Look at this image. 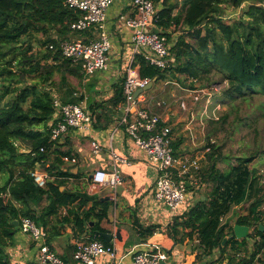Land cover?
<instances>
[{"label": "trees", "instance_id": "1", "mask_svg": "<svg viewBox=\"0 0 264 264\" xmlns=\"http://www.w3.org/2000/svg\"><path fill=\"white\" fill-rule=\"evenodd\" d=\"M152 1L160 4L156 20L159 27L168 29L174 25L184 31L171 48L174 60L167 67L149 64L140 55L135 57L141 78H155L154 83H157L183 74L193 80L216 70L227 82L225 92L230 99L246 91L264 94V0ZM244 1L251 3L243 10L241 18L231 24L223 21L222 5L236 8ZM78 16L77 11L65 6L64 0H0V264L7 263L5 248L11 243L21 217H29L38 226H45L44 217L58 214L78 199L77 194L60 191L59 184L52 181L47 182L45 188L38 187L30 175L36 166H45L49 153L55 157L45 170L52 176L63 175L61 171L56 172L58 164L62 155H70L68 151L54 148L49 140L54 113L51 88L57 85L56 72L61 80L67 75L82 76L80 66L64 58L60 50L70 32L77 33L71 31L70 25ZM37 32L45 37L41 41L45 49L39 56L29 43ZM27 77L33 80L27 82ZM122 84L123 79L116 85L110 100L113 105L124 103ZM93 111L94 125L98 127L101 115ZM171 146L174 150L176 144L171 141ZM205 148L208 149L205 153L208 165L199 175L208 185V191L203 198H197L184 214L186 218L177 223L191 228L189 236L197 238L203 255L217 250L218 261L224 260L225 252L230 249L233 255L228 260L232 263L253 239L249 256L239 259L240 264H252L256 256L264 253L263 212L260 210L264 206V191L255 171L249 167L254 156H238L235 163L220 169L216 166L221 157L218 148L211 142H207ZM45 195L47 204L41 208V215L36 216L30 204H38ZM246 201H249L247 213L238 215L234 222L248 225L252 231L248 238L236 239L228 219L233 209ZM100 206L98 211L93 205L84 212L71 210L72 218L66 220L72 224L78 238L97 239L109 245L110 242L99 235L103 230L100 222L106 216L109 202ZM14 220L17 226L12 223ZM91 220H94L93 225L88 226L91 233L84 235Z\"/></svg>", "mask_w": 264, "mask_h": 264}, {"label": "crops", "instance_id": "2", "mask_svg": "<svg viewBox=\"0 0 264 264\" xmlns=\"http://www.w3.org/2000/svg\"><path fill=\"white\" fill-rule=\"evenodd\" d=\"M132 11L131 0H113L107 9L105 25L109 33L111 49L106 69L91 75H86L81 70V77L67 75L63 80L60 76L58 78L54 76L57 83L51 88L54 98L62 103L76 101L92 112L95 110L100 113L101 118L97 120L98 127L94 123L93 127L87 131L68 129L59 140L53 142L54 148L68 151L76 158L74 163L61 160L56 172L61 171L63 175L52 176L45 170V167H49L54 160L53 153L47 155L45 166H36L39 171L45 170L51 176L48 182L59 184L60 191L78 195V199L72 205L65 207L58 214L44 217L45 226L39 227L46 232L45 240L50 249L62 259L72 260L74 241L79 236L73 230L72 224L66 220V218H72L69 211L84 212L92 205L98 211L102 203L109 202L106 216L100 222V227L103 229L101 232L108 231L112 235L109 242L114 243L116 248V264H132L131 255L136 250L158 254L167 264H213L218 261L215 259L218 251L213 250L209 255H203L197 246V238L191 239L189 236L191 228L182 227L177 223L186 218H183L184 214L194 206L199 196L203 198L204 193L198 197L192 195L195 191L192 189L193 182L197 183L201 189H203L202 186L205 187L200 180L199 171H202L200 162L199 171L197 170L198 178L192 174L186 176L188 172L182 176L188 187L186 201L181 205L180 210L173 214L164 204L153 198L155 172L148 163L146 153L117 123L124 113L119 107L123 103L113 105L110 100L115 93L116 85L122 81L125 64L132 56L131 30L124 25L118 27V15L131 14ZM94 36L95 31L92 29L84 33L70 32L67 39L73 37L87 41ZM155 85L156 83L153 82L148 90L141 93L140 106H146L153 100L150 91ZM174 117L171 116L169 120V123L172 121L171 125L175 122ZM110 135H112L111 140ZM174 139L172 137V141L176 144L172 150L174 157L180 160L195 157L192 154L186 155L183 151L186 149V142L182 144L181 138ZM93 141L100 146L98 152L92 150L91 142ZM112 151L117 152L126 162H114L111 156ZM98 169L119 171L121 176L119 193L115 191L112 197L107 188L92 182L91 176ZM174 171L177 177L179 168L178 170L175 168ZM107 195L110 196V200H105ZM46 204L45 195L38 204L31 203L30 206L35 215L40 216L41 208ZM93 223L94 220H91L84 235L91 233L88 226ZM175 223L178 225L174 228ZM234 224L235 222L229 226ZM100 237L106 241L101 235ZM35 250L36 247L31 238L23 233L18 225L11 243L5 248L6 264H32ZM198 250L203 255L201 260L197 256ZM95 264H114V262L109 256L100 255L96 258Z\"/></svg>", "mask_w": 264, "mask_h": 264}, {"label": "built area", "instance_id": "3", "mask_svg": "<svg viewBox=\"0 0 264 264\" xmlns=\"http://www.w3.org/2000/svg\"><path fill=\"white\" fill-rule=\"evenodd\" d=\"M112 2L113 0H64L65 6L79 13L78 18L70 25L71 31L77 33L92 29L95 31V36L90 40L65 39L60 46L62 56L70 59L73 64H78L86 75L107 68L111 43L105 23L106 12ZM131 6L133 8L131 14L118 15V27L124 25L131 30L132 56L124 67L122 91L125 100L123 105L119 106L124 113L117 123L146 153L148 163L155 172L153 198L176 214L186 201L187 185L182 176L191 167L193 170H198L200 158L195 156L180 160L174 157L171 146V127L168 121L158 113L141 107L139 105L141 93L135 97L134 92L138 88L145 87L150 81L148 78L139 76L135 57L140 55L149 64L165 68L170 63L171 48L178 36L168 37L167 35L174 25L168 29L158 28L156 23L158 9L152 0H131ZM49 47L52 48V45ZM193 99L198 100L199 96L194 94ZM53 104L54 113L50 122L49 135L52 143L59 140L68 129L87 131L93 127L95 114L86 106L80 103H62L56 98ZM181 105L184 108V102ZM109 138L111 140L112 135ZM91 147L94 152L100 150V146L95 141L91 142ZM111 156L114 162H126L115 151H112ZM61 160L74 163L76 158L62 155ZM175 168L177 170L179 168L177 177ZM30 175L34 183L41 188H45L48 180L51 179L47 172L38 169L31 171ZM91 180L94 184L107 188L112 197L115 195L116 186L121 184V176L117 170H95ZM19 227L31 238L36 247L32 264H95L96 258L100 255L109 256L116 264L114 243L105 245L97 239L77 238L73 245L72 260H64L50 249L45 240L46 232L34 220L21 217ZM160 260L162 259L158 254L142 250H136L131 255L132 264H160Z\"/></svg>", "mask_w": 264, "mask_h": 264}, {"label": "rangeland", "instance_id": "4", "mask_svg": "<svg viewBox=\"0 0 264 264\" xmlns=\"http://www.w3.org/2000/svg\"><path fill=\"white\" fill-rule=\"evenodd\" d=\"M250 3V1H244L236 8L222 5L223 21L231 24L241 18L243 10ZM158 8H160L159 3ZM158 28L161 27L158 26ZM183 31L181 27L173 26L168 37L178 36ZM44 38L40 32H37L29 42L32 51L38 56L45 49L41 43ZM186 40L192 42L190 37H186ZM171 60L172 62L174 60L172 54ZM59 75V72L55 73L56 78ZM177 77V79L170 78L156 83L150 91L153 100L141 107L158 113L164 119L168 118V123L171 116H175L174 124L171 125L172 121L169 123L171 137L175 138L174 140L181 138L182 144L186 142V151H183L186 155L192 154L200 158L198 161L200 169L208 165L206 154L204 155L207 142H211L218 148L217 152L221 157L218 158L216 166L220 169H226L230 164L235 163L238 156H254L249 167L255 171L257 181L264 191V94L246 91L242 96L230 99L225 92L228 87L227 82L216 70L193 80L183 74ZM32 80L33 78L27 77V82ZM194 94L199 96L198 100L193 99ZM182 102H184V108L181 105ZM204 111L205 114H203ZM198 171L189 169L186 176L192 174L198 178ZM195 180L199 182L198 179ZM192 184V189L195 190L193 196L198 197L201 193L208 191V185L202 186L203 189H201L197 183ZM248 204L249 201H246L234 208L228 223H233L238 215L247 213ZM260 210L263 212L261 221L264 224V206H261ZM251 231L252 228L249 229V232ZM253 242L251 239L232 263L228 260L233 255L230 249L225 252L224 260L214 263L240 264L239 259L247 258L252 251ZM197 253H199L198 259L201 260L203 255L199 250ZM252 264H264V253L256 256Z\"/></svg>", "mask_w": 264, "mask_h": 264}, {"label": "water", "instance_id": "5", "mask_svg": "<svg viewBox=\"0 0 264 264\" xmlns=\"http://www.w3.org/2000/svg\"><path fill=\"white\" fill-rule=\"evenodd\" d=\"M155 81V78L154 79H152V80H150L149 82H148V84L145 86V87H143V88H138L135 92H134V96L136 97L138 94H140V93H142V92H144V91H146V90H148L150 87H151V85H152V83ZM92 177V176H91ZM115 191H116V193H119L120 192V184L119 185H117L116 186V188H115ZM105 193H106V191H105ZM111 198H110V196H106L105 197V200H110ZM14 225H17L18 224V222H17V220H14L13 222H12ZM260 229H262V228H260ZM233 233H234V236H235V238L236 239H241V238H248V234H249V226L248 225H245V224H234L233 225ZM107 242H109L110 240H111V238H112V235L110 234V232H100L99 233ZM227 239V236L223 239V242L222 243H224L225 242V240ZM160 264H167L166 262H164L163 260H160Z\"/></svg>", "mask_w": 264, "mask_h": 264}]
</instances>
